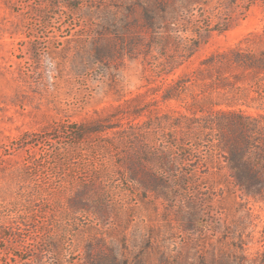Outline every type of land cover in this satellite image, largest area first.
Returning <instances> with one entry per match:
<instances>
[{
    "label": "rangeland",
    "instance_id": "374dc122",
    "mask_svg": "<svg viewBox=\"0 0 264 264\" xmlns=\"http://www.w3.org/2000/svg\"><path fill=\"white\" fill-rule=\"evenodd\" d=\"M261 53L264 0H0V264H264L216 125Z\"/></svg>",
    "mask_w": 264,
    "mask_h": 264
},
{
    "label": "trees",
    "instance_id": "16d2710c",
    "mask_svg": "<svg viewBox=\"0 0 264 264\" xmlns=\"http://www.w3.org/2000/svg\"><path fill=\"white\" fill-rule=\"evenodd\" d=\"M243 65L252 70V75H258L260 71L264 73V53L258 56L249 54ZM257 87L259 90L260 83ZM216 115V125L221 131L219 148L221 153L227 156L236 186L249 195H263L264 116L256 117L243 111H219ZM80 131L78 139L95 132L83 127Z\"/></svg>",
    "mask_w": 264,
    "mask_h": 264
}]
</instances>
